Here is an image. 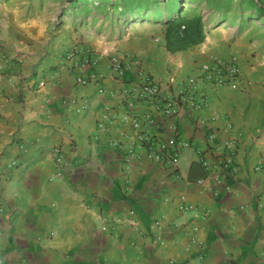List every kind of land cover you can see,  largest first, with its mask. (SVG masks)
I'll use <instances>...</instances> for the list:
<instances>
[{"label":"crops","instance_id":"0c3cea01","mask_svg":"<svg viewBox=\"0 0 264 264\" xmlns=\"http://www.w3.org/2000/svg\"><path fill=\"white\" fill-rule=\"evenodd\" d=\"M141 1L0 0V264H264V43L221 27L172 54L163 29L120 14ZM72 49L92 71L65 60ZM232 56L239 87L203 81ZM145 76L159 98L192 82L207 106L164 117L132 99ZM172 138L189 144L175 167Z\"/></svg>","mask_w":264,"mask_h":264},{"label":"built area","instance_id":"2783aa9c","mask_svg":"<svg viewBox=\"0 0 264 264\" xmlns=\"http://www.w3.org/2000/svg\"><path fill=\"white\" fill-rule=\"evenodd\" d=\"M77 56V55H76ZM76 56L74 54L68 55L69 61L73 63L72 67H78L85 71H92L96 58L89 51L83 53V57L75 61ZM75 61V62H74ZM10 62L2 53L0 52V72L3 71L6 65ZM112 69L117 73H122V65L120 64L117 57H114L110 61ZM241 70L238 62V58L232 56L228 61H222L219 59L215 60V65L211 69H205L202 75L203 81L211 83L218 86L228 85L232 88H237L240 85ZM96 76L94 73H87L85 78H80L79 81L82 84H86L88 80H94ZM43 85V83H40ZM192 82H187L183 85L181 92L177 97L171 98H159L160 95V85L154 81L149 76L143 77L142 82L132 91L133 101H155L156 111L164 117H175L180 113V107L184 105L190 106L194 110H199L202 107L207 106V99L204 95H200L198 99H194V96L188 91L192 89ZM131 105V104H130ZM132 126L137 131V144L139 147H150L154 144L155 140L141 131L140 121L137 119L132 120ZM210 139L214 137L213 134H209ZM166 146L173 147L174 151L171 159H168L169 163L175 167L176 166V156L178 149L189 146L185 141H177L176 139H170L166 144L162 145L161 148L165 149ZM223 149L226 152V159L224 164L231 170L232 173L235 171V145L232 141L225 142L223 144ZM162 152V151H161ZM55 160L58 164H63L64 157L59 150H54ZM155 158H161L162 155H154ZM205 165L206 163L203 162Z\"/></svg>","mask_w":264,"mask_h":264},{"label":"trees","instance_id":"16d2710c","mask_svg":"<svg viewBox=\"0 0 264 264\" xmlns=\"http://www.w3.org/2000/svg\"><path fill=\"white\" fill-rule=\"evenodd\" d=\"M88 0H71L76 4ZM200 0H146L137 6H125L120 11L127 21L149 20L163 28L165 47L175 54L202 44L208 33V24L212 22L205 14L209 10L224 9L222 0H205L207 11L200 9ZM249 1L254 6V14L264 21V5L255 0Z\"/></svg>","mask_w":264,"mask_h":264},{"label":"rangeland","instance_id":"374dc122","mask_svg":"<svg viewBox=\"0 0 264 264\" xmlns=\"http://www.w3.org/2000/svg\"><path fill=\"white\" fill-rule=\"evenodd\" d=\"M118 1V0H114ZM128 2H136L138 0H127ZM258 3L264 5V0H255ZM140 2H143L140 0ZM200 3V9L207 11L208 4L205 0L198 1ZM224 9L209 10L205 15L212 20L208 24L209 30L214 29L213 33L218 34L221 32V27H227L229 31L233 32L234 36L243 35L245 38L251 37L252 40L257 41V45L260 42L264 43V21L259 16L254 14L255 8L246 0H222ZM54 26L58 25V19L54 20ZM151 32L158 33L162 30V26L159 24H153L150 22ZM54 30V29H53ZM259 47V46H258ZM259 49V48H258ZM257 49V51H258ZM79 55V51L72 49L65 55V60L69 61L68 55Z\"/></svg>","mask_w":264,"mask_h":264}]
</instances>
